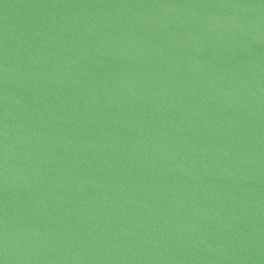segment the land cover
I'll use <instances>...</instances> for the list:
<instances>
[{"label": "water", "instance_id": "obj_1", "mask_svg": "<svg viewBox=\"0 0 264 264\" xmlns=\"http://www.w3.org/2000/svg\"><path fill=\"white\" fill-rule=\"evenodd\" d=\"M0 264H264V0H0Z\"/></svg>", "mask_w": 264, "mask_h": 264}]
</instances>
